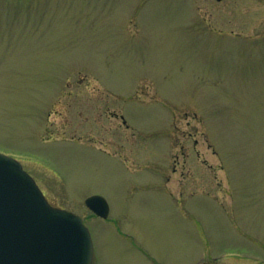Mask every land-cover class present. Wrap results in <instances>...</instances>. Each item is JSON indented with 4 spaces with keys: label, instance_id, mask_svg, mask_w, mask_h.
Segmentation results:
<instances>
[{
    "label": "rangeland",
    "instance_id": "374dc122",
    "mask_svg": "<svg viewBox=\"0 0 264 264\" xmlns=\"http://www.w3.org/2000/svg\"><path fill=\"white\" fill-rule=\"evenodd\" d=\"M0 152L92 264H264V0H0Z\"/></svg>",
    "mask_w": 264,
    "mask_h": 264
},
{
    "label": "water",
    "instance_id": "95a60500",
    "mask_svg": "<svg viewBox=\"0 0 264 264\" xmlns=\"http://www.w3.org/2000/svg\"><path fill=\"white\" fill-rule=\"evenodd\" d=\"M86 203L108 216L104 197ZM92 256L82 218L53 206L20 161L0 153V264H91Z\"/></svg>",
    "mask_w": 264,
    "mask_h": 264
},
{
    "label": "flooded vegetation",
    "instance_id": "af4514ba",
    "mask_svg": "<svg viewBox=\"0 0 264 264\" xmlns=\"http://www.w3.org/2000/svg\"><path fill=\"white\" fill-rule=\"evenodd\" d=\"M113 115H114V118H115V117H118V113H117V112H114ZM121 118L123 119L122 116H121ZM123 121H124V123H126V121H125L124 119H123Z\"/></svg>",
    "mask_w": 264,
    "mask_h": 264
}]
</instances>
